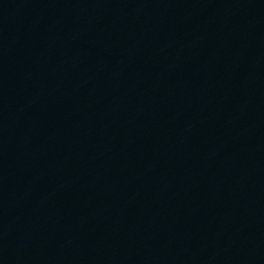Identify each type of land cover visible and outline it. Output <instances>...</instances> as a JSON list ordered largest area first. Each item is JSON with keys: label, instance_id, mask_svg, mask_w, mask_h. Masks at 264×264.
I'll use <instances>...</instances> for the list:
<instances>
[{"label": "water", "instance_id": "95a60500", "mask_svg": "<svg viewBox=\"0 0 264 264\" xmlns=\"http://www.w3.org/2000/svg\"><path fill=\"white\" fill-rule=\"evenodd\" d=\"M0 264H264V0H0Z\"/></svg>", "mask_w": 264, "mask_h": 264}]
</instances>
